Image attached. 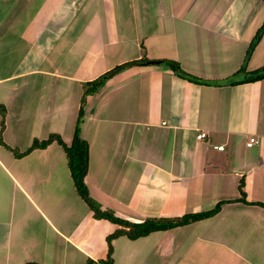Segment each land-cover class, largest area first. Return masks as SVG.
<instances>
[{"label":"crops","instance_id":"obj_1","mask_svg":"<svg viewBox=\"0 0 264 264\" xmlns=\"http://www.w3.org/2000/svg\"><path fill=\"white\" fill-rule=\"evenodd\" d=\"M263 29V0H0L3 142L23 153L57 134L70 146L84 119L90 195L131 223L225 203L189 225L115 239L112 264H264V207L241 201L264 205V79L245 81L264 68ZM136 61L149 63L84 97L87 83ZM6 146L0 264L106 261L119 227L94 218L64 150L17 158Z\"/></svg>","mask_w":264,"mask_h":264},{"label":"trees","instance_id":"obj_2","mask_svg":"<svg viewBox=\"0 0 264 264\" xmlns=\"http://www.w3.org/2000/svg\"><path fill=\"white\" fill-rule=\"evenodd\" d=\"M264 1V0H263ZM264 32V29L261 31L260 34ZM147 62L144 61H136L129 64H126L122 67H119L115 69L114 72H111L109 74H106L97 80L93 82H89L86 84L85 88V95L84 97L88 95H94L100 92V90L105 86L106 82L113 78L114 73L117 71H121L122 69H125L127 67L132 66H138V65H145ZM160 64L166 65L168 68H170L177 76H179L182 79H185L192 83H206L201 80H198L185 72L179 63L173 62V61H164L160 62ZM264 79V68L259 70L256 73H253L251 77L246 82H252L255 80H262ZM85 101V100H84ZM85 103V102H83ZM0 112L3 115L2 125H1V132H0V145L6 146L3 142V131L5 129V114L6 109L4 106H0ZM84 117V110L81 109L79 112V118L82 119ZM53 143L58 144L65 152L67 157V163L69 170L71 172V176L74 182L75 189L80 196V198L87 204L89 209L93 212L94 218L97 220H107L111 222L112 224H115L119 227V229L108 238V245H109V252L108 257L106 261L99 262L100 264H112L113 263V241L121 236H125L129 238L130 240H137L140 238H144L149 236L150 234L158 231H167L174 229L176 227H181L185 225H189L194 222H198L210 217H213L217 215L223 205L225 203H220L217 205V207L210 212L202 213V214H189L185 215L184 217L177 219V220H166V219H154L149 218L144 221H141L139 223H131L129 221L123 220L119 217H117L112 211L103 210L101 205L95 201L90 195L89 188L86 184V177L88 175V169H89V145L88 143L82 139L81 137V121L78 122V125L76 126L75 135L72 144L69 146L67 143L64 142L62 137L57 134L51 135L47 140H44L42 142H39L38 140H35L31 146V148L21 153L17 149H12L6 146L8 150H10L17 158H23L32 153L35 150H45L47 147L52 145ZM243 196H245L244 192H242ZM242 202L248 204V205H256L264 207L263 204L260 203H248L244 199L241 200ZM89 264H95V262L91 261Z\"/></svg>","mask_w":264,"mask_h":264},{"label":"built area","instance_id":"obj_3","mask_svg":"<svg viewBox=\"0 0 264 264\" xmlns=\"http://www.w3.org/2000/svg\"><path fill=\"white\" fill-rule=\"evenodd\" d=\"M205 138H207V135L205 133H201L198 135V139L202 140ZM258 143H259V141L256 138H251L249 143H248V146H253L254 144H258ZM224 148H225L224 146L217 147V149H219V150H224Z\"/></svg>","mask_w":264,"mask_h":264},{"label":"rangeland","instance_id":"obj_4","mask_svg":"<svg viewBox=\"0 0 264 264\" xmlns=\"http://www.w3.org/2000/svg\"><path fill=\"white\" fill-rule=\"evenodd\" d=\"M82 119H83V118H82ZM83 122H84V119H83L82 122H81V128H82Z\"/></svg>","mask_w":264,"mask_h":264},{"label":"water","instance_id":"obj_5","mask_svg":"<svg viewBox=\"0 0 264 264\" xmlns=\"http://www.w3.org/2000/svg\"><path fill=\"white\" fill-rule=\"evenodd\" d=\"M152 63H153V64H159V62H151V64H152Z\"/></svg>","mask_w":264,"mask_h":264}]
</instances>
